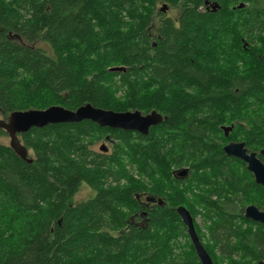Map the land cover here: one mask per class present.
<instances>
[{
    "label": "trees",
    "instance_id": "16d2710c",
    "mask_svg": "<svg viewBox=\"0 0 264 264\" xmlns=\"http://www.w3.org/2000/svg\"><path fill=\"white\" fill-rule=\"evenodd\" d=\"M208 1L221 8L0 0V117L86 103L164 117L147 135L90 120L34 127L19 135L32 163L0 142V264H201L179 206L215 264L264 262V226L245 217L264 211V186L223 150L264 149V0ZM85 185L94 195L78 202Z\"/></svg>",
    "mask_w": 264,
    "mask_h": 264
},
{
    "label": "water",
    "instance_id": "95a60500",
    "mask_svg": "<svg viewBox=\"0 0 264 264\" xmlns=\"http://www.w3.org/2000/svg\"><path fill=\"white\" fill-rule=\"evenodd\" d=\"M213 5L214 8L220 7L216 2H214ZM244 6L245 4L239 5L240 8ZM167 8V5L164 4L161 11L165 12ZM123 70H125L123 66H116L110 69V71ZM84 120L93 121L100 126L136 131L140 134L147 135L150 128L161 123L164 117L156 110L143 114L139 110L114 111L98 108L91 103H86L75 110L60 105H53L46 109L14 111L7 118L0 117V130H4L10 137L9 146L15 153L28 163H32L33 158L29 156L28 148L20 141V134L34 127L41 128L50 124L59 123H78ZM233 127V125L222 127L225 131V135H228V132L232 131ZM101 149L103 151L108 150L106 143L102 145ZM223 150L228 156L243 160L248 170L253 174L256 183L264 186V161L259 157V154L264 157V149H262L259 154L255 151H249L245 142L241 141L231 142L225 145ZM187 172L188 169L184 168L179 171V175H186ZM177 211L182 221L187 226L189 237L195 247L201 264H215L196 232L194 220L190 211L184 206H179ZM245 217L252 221L259 222L264 226V211L253 204L246 207Z\"/></svg>",
    "mask_w": 264,
    "mask_h": 264
},
{
    "label": "rangeland",
    "instance_id": "374dc122",
    "mask_svg": "<svg viewBox=\"0 0 264 264\" xmlns=\"http://www.w3.org/2000/svg\"><path fill=\"white\" fill-rule=\"evenodd\" d=\"M159 7L162 8L163 6L160 4ZM168 15L175 16V15H177V11L175 9L171 8L170 11L168 12ZM0 142L1 143H5V144H9L10 143V137L8 135L0 136ZM100 145H101V143H100ZM100 145H97V147L100 146ZM107 145L109 146V143H107ZM29 156L30 157L34 156V154H33V152L31 150H29ZM93 195H94V191L91 188H89L88 186L85 185L77 193V195L75 197V200L79 202V201H82V200H86V199L92 197ZM196 223L198 224V226H200L199 228H200L201 234L204 235L203 236L204 242H207V238L205 237L206 228L204 227V224L202 222V217H200L199 214L196 216ZM178 241H179L178 243L180 244V246L176 249V251L177 252H179V251L181 252L182 250H187V245H186L187 241H186V239L180 237L178 239ZM207 244L210 245L209 242ZM223 264H226V263H223Z\"/></svg>",
    "mask_w": 264,
    "mask_h": 264
},
{
    "label": "flooded vegetation",
    "instance_id": "af4514ba",
    "mask_svg": "<svg viewBox=\"0 0 264 264\" xmlns=\"http://www.w3.org/2000/svg\"><path fill=\"white\" fill-rule=\"evenodd\" d=\"M213 3L214 2H212V1H208V0H205V3H204V5L201 7V9H206L207 11H217L218 9H220L221 8V6L220 7H216V8H214V5H213ZM163 6V5H162ZM168 8H167V10L165 11V12H162L163 14H165V15H168V12L170 11V9L171 8H169V6H167ZM169 16V15H168ZM231 125H233V124H231ZM225 126H230V125H222L221 127H220V129L224 132V135H225V131H224V129L222 128V127H225ZM234 128V127H233ZM134 132H136V131H134ZM229 133H231V131H229L228 132V135H229ZM228 135H225L226 137L228 136ZM231 142H241V141H229L228 143H226L225 145H227V144H229V143H231ZM224 145V146H225ZM224 146H223V148H224ZM246 209V208H245ZM204 244V243H203ZM211 256V255H210ZM213 259V258H212ZM261 263H264V262H261Z\"/></svg>",
    "mask_w": 264,
    "mask_h": 264
}]
</instances>
